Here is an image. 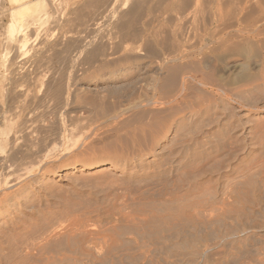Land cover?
I'll use <instances>...</instances> for the list:
<instances>
[{"label": "rangeland", "instance_id": "obj_1", "mask_svg": "<svg viewBox=\"0 0 264 264\" xmlns=\"http://www.w3.org/2000/svg\"><path fill=\"white\" fill-rule=\"evenodd\" d=\"M220 2L204 51L62 112L65 138L3 192L0 264H264V4Z\"/></svg>", "mask_w": 264, "mask_h": 264}, {"label": "bare ground", "instance_id": "obj_2", "mask_svg": "<svg viewBox=\"0 0 264 264\" xmlns=\"http://www.w3.org/2000/svg\"><path fill=\"white\" fill-rule=\"evenodd\" d=\"M206 1L217 10L222 5L221 0H0V113H9L13 122L9 132H0V147H8L0 155V208L12 195L3 192L34 173L31 159L40 146L65 138L60 117L82 107L81 92L89 93L92 105L104 103L117 90L134 87L143 74L136 71L161 72L208 48L220 18L216 10L212 15L213 6L207 11ZM237 1L254 9L264 4ZM151 58L159 62L150 66ZM246 66L239 63L242 72ZM14 173L19 177L13 180ZM170 219L158 216L153 231H170Z\"/></svg>", "mask_w": 264, "mask_h": 264}]
</instances>
